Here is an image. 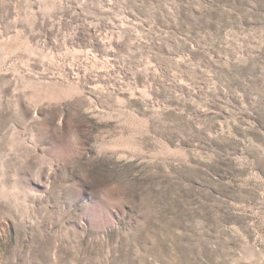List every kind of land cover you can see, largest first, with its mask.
Returning <instances> with one entry per match:
<instances>
[{
	"label": "clouds",
	"instance_id": "clouds-1",
	"mask_svg": "<svg viewBox=\"0 0 264 264\" xmlns=\"http://www.w3.org/2000/svg\"><path fill=\"white\" fill-rule=\"evenodd\" d=\"M0 264H264V0H0Z\"/></svg>",
	"mask_w": 264,
	"mask_h": 264
}]
</instances>
